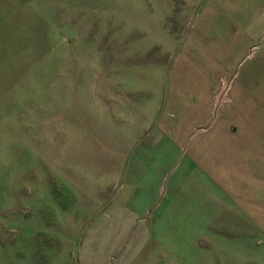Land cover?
<instances>
[{
	"label": "rangeland",
	"instance_id": "rangeland-1",
	"mask_svg": "<svg viewBox=\"0 0 264 264\" xmlns=\"http://www.w3.org/2000/svg\"><path fill=\"white\" fill-rule=\"evenodd\" d=\"M230 119L264 146V0H0V264H209L151 237L137 156Z\"/></svg>",
	"mask_w": 264,
	"mask_h": 264
},
{
	"label": "crops",
	"instance_id": "crops-1",
	"mask_svg": "<svg viewBox=\"0 0 264 264\" xmlns=\"http://www.w3.org/2000/svg\"><path fill=\"white\" fill-rule=\"evenodd\" d=\"M161 127L137 158L144 167L143 195L154 205L150 235L166 245L162 252L209 264L260 259L264 264V182H254L256 177L264 181V146L256 145L255 134L230 119L208 142L202 159L187 155L183 138ZM203 129L199 132L208 134L210 128Z\"/></svg>",
	"mask_w": 264,
	"mask_h": 264
}]
</instances>
